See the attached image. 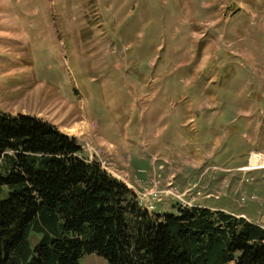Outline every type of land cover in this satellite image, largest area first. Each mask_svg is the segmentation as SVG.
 Wrapping results in <instances>:
<instances>
[{"label":"rangeland","instance_id":"1","mask_svg":"<svg viewBox=\"0 0 264 264\" xmlns=\"http://www.w3.org/2000/svg\"><path fill=\"white\" fill-rule=\"evenodd\" d=\"M0 111L76 137L150 210L264 228V0H0Z\"/></svg>","mask_w":264,"mask_h":264},{"label":"trees","instance_id":"2","mask_svg":"<svg viewBox=\"0 0 264 264\" xmlns=\"http://www.w3.org/2000/svg\"><path fill=\"white\" fill-rule=\"evenodd\" d=\"M88 253L108 264H264V228L205 206L150 211L76 137L0 111V264H79Z\"/></svg>","mask_w":264,"mask_h":264},{"label":"built area","instance_id":"3","mask_svg":"<svg viewBox=\"0 0 264 264\" xmlns=\"http://www.w3.org/2000/svg\"><path fill=\"white\" fill-rule=\"evenodd\" d=\"M258 158V157H257ZM260 162V164L259 165H257V167H259V169H262V168H264V155H262V157H260L259 158V161H258V163ZM256 168V167H255ZM249 169H254V168H249ZM180 200H182L183 201V199H182V197H178ZM139 199V198H138ZM139 201L144 205V203H143V201H141V199H139ZM149 204H151V203H147L146 205H149ZM146 205H144L145 207H147ZM150 207L152 206V205H149ZM150 207H147V208H149L150 209Z\"/></svg>","mask_w":264,"mask_h":264}]
</instances>
